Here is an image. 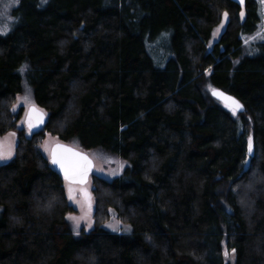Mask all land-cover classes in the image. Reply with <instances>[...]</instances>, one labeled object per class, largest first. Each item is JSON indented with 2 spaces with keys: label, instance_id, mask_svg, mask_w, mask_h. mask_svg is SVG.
Here are the masks:
<instances>
[{
  "label": "trees",
  "instance_id": "1",
  "mask_svg": "<svg viewBox=\"0 0 264 264\" xmlns=\"http://www.w3.org/2000/svg\"><path fill=\"white\" fill-rule=\"evenodd\" d=\"M255 3L12 7L0 34V137L28 89L29 109L40 113L36 139L50 135L124 167L112 179L96 177L97 211L77 234L63 175L38 141L20 135L0 166V264H264V43L248 55L242 37L258 20ZM213 88L244 112L233 115ZM112 215L120 231L106 227Z\"/></svg>",
  "mask_w": 264,
  "mask_h": 264
},
{
  "label": "rangeland",
  "instance_id": "2",
  "mask_svg": "<svg viewBox=\"0 0 264 264\" xmlns=\"http://www.w3.org/2000/svg\"><path fill=\"white\" fill-rule=\"evenodd\" d=\"M257 1V12L258 16L264 17V0H256ZM14 7L12 4V0H0V30L5 32L11 26L13 17L11 13V9ZM223 24V23H221ZM219 24L212 33V38L210 45L216 43L219 39L220 34L222 33L223 27ZM245 41L246 53L248 55H253L258 53V48L256 45L259 43H264V19H258L256 25L252 29L250 33L242 35ZM255 38V39H253ZM25 97L28 98L27 102H25ZM31 92L28 89H25L22 95L14 99L12 103V107L10 109L11 114V129L4 135L0 137V144L4 145L5 151H11L10 158L2 159L1 162L5 163L12 159L17 152V147L19 144L20 135H23L24 139L26 140H33L38 141L37 144L42 155L48 160L49 157V150L46 149L47 145L53 143L54 141L57 142L56 138H51L50 135L46 137H41L40 139H36L32 134L24 131L25 124H24V117L26 112L28 111L29 106L31 105ZM15 109V110H14ZM37 116V115H36ZM39 116L37 117L38 120ZM36 121V120H35ZM11 133H15V135H10ZM79 149V147H75ZM80 150V149H79ZM81 153H83L81 151ZM85 154L89 156L95 166V173L91 176V178L84 184L83 188L80 190L73 191V196L75 199H69L68 196V188H67V197L69 202L71 203L74 211L71 213V217H76L80 220L79 228L76 229V226L72 220H69L70 223L73 225L75 231L84 229L88 227L94 217V214L97 211V196L95 192H93V183L94 180L98 178L103 179H112L116 175H118L124 167V162L120 159L108 155L106 153H102L99 151H85ZM252 181H257L255 175L251 176ZM244 190H249V187L243 186ZM87 192L90 196V200H87L84 196V192ZM104 197L111 198L112 195L104 191L102 192ZM69 216V217H70ZM111 225V227H110ZM106 227L113 231H120L121 228H124L120 223L119 220L112 215L110 220L106 223ZM115 229V230H114Z\"/></svg>",
  "mask_w": 264,
  "mask_h": 264
},
{
  "label": "snow or ice",
  "instance_id": "3",
  "mask_svg": "<svg viewBox=\"0 0 264 264\" xmlns=\"http://www.w3.org/2000/svg\"><path fill=\"white\" fill-rule=\"evenodd\" d=\"M240 3L243 4V0H240ZM12 4L15 6H18L19 0H12ZM240 15H241V18H243L244 13L241 12ZM223 17H224V20L227 21L228 13L225 12L223 14ZM221 27H223V24H221ZM0 34H4L3 30H0ZM213 94L216 96H223V93L216 92L215 90L213 91ZM226 99L231 100V111L233 115H236V113L239 110H241L243 106L238 101L230 97H227ZM27 100L28 98L25 97V102H27ZM36 112H37V109L33 106L30 110V113L26 121L29 134H31V130L37 126V124L34 122L35 117H36ZM10 135H15V133H11ZM252 152H253L252 138L249 137L248 155L251 156ZM10 156H11V151L10 150L5 151L4 145L0 144V160L10 158ZM50 157H51V163L59 167V169L64 174L65 181H67L69 185L86 183L88 173L92 168V162L91 160H89L87 156H84L80 152L75 151L71 148H67L64 146H57L54 150L50 151ZM73 191H74L73 188L69 186L68 188L69 199H75V197L73 196ZM84 196L87 200H90V196L86 191L84 192ZM68 219L74 222L76 229L79 228L80 220L78 218L70 216L68 217ZM77 234H79L78 231H77ZM232 251L234 254L235 250L233 249ZM224 255L225 257L229 255L226 247L224 250Z\"/></svg>",
  "mask_w": 264,
  "mask_h": 264
},
{
  "label": "flooded vegetation",
  "instance_id": "4",
  "mask_svg": "<svg viewBox=\"0 0 264 264\" xmlns=\"http://www.w3.org/2000/svg\"><path fill=\"white\" fill-rule=\"evenodd\" d=\"M255 2H256V4H257V1L255 0ZM256 14H257V18L260 20V19H264V17L263 16H258V12H257V6H256ZM30 110H31V108L29 109L28 108V111L26 112V114H25V116H23L24 117V124H25V128H24V131H26V132H28L29 133V130H28V127H27V123H26V121H27V118H28V115H29V113H30ZM36 117H35V120H34V122L37 124V126L40 124V120L38 119L37 120V117H38V115H39V117H40V113H36ZM31 134L34 136L35 134H36V130H35V127L31 130ZM57 146H61V143H57V142H53V143H50V144H48L47 145V147H46V149H48L49 150V157H48V160H49V162H50V164H51V166H53L54 167V169L55 170H57L59 173H61L62 175H63V177H64V174H63V172L59 169V167L58 166H56V165H53L52 163H51V157H50V151L51 150H54ZM73 150H75V149H73ZM75 151H77V150H75ZM79 152V151H78ZM81 153V152H80ZM82 155H84V156H87V155H85L84 153H81ZM88 158H89V160H91V162H92V168H91V170L89 171V173H88V180L91 178V176L95 173V169H94V166H95V164H94V162H93V160L89 157V156H87ZM11 160V159H10ZM9 160V161H10ZM8 162V161H7ZM7 162H5V163H7ZM5 163H3V162H1V160H0V166L1 165H3V164H5ZM66 187L67 188H69V186H71L75 191H76V189L77 190H80L81 188H83V184H74V185H69L68 184V182L66 181Z\"/></svg>",
  "mask_w": 264,
  "mask_h": 264
},
{
  "label": "water",
  "instance_id": "5",
  "mask_svg": "<svg viewBox=\"0 0 264 264\" xmlns=\"http://www.w3.org/2000/svg\"><path fill=\"white\" fill-rule=\"evenodd\" d=\"M231 2H233V3H235V4H241L240 3V0H230ZM245 2V0H243V3ZM216 91V92H219V93H223V96H216V95H214L213 94V91ZM210 94H211V96L215 99V100H217V101H219V102H221L223 105H225L226 107H228V108H230L231 109V100H229V99H226L227 97H230V98H232V99H234V100H236V101H238L234 96H232L231 94H229V93H227V92H225V91H223V90H221V89H218V88H213V89H211L210 90ZM239 102V101H238ZM240 103V102H239ZM241 104V103H240ZM242 105V104H241ZM243 106V105H242ZM239 113H242V112H244V107H242V109L241 110H239L238 111ZM61 146H64V145H62L61 144ZM64 147H67V146H64ZM67 148H70V147H67ZM72 149V148H71ZM88 177V176H87Z\"/></svg>",
  "mask_w": 264,
  "mask_h": 264
}]
</instances>
